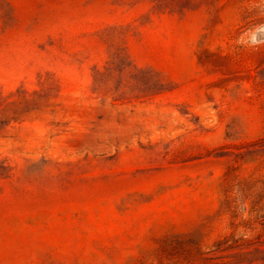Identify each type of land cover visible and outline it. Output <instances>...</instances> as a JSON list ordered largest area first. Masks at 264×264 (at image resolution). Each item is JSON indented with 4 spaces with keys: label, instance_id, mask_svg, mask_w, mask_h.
<instances>
[{
    "label": "rangeland",
    "instance_id": "374dc122",
    "mask_svg": "<svg viewBox=\"0 0 264 264\" xmlns=\"http://www.w3.org/2000/svg\"><path fill=\"white\" fill-rule=\"evenodd\" d=\"M0 264H264V0H0Z\"/></svg>",
    "mask_w": 264,
    "mask_h": 264
}]
</instances>
